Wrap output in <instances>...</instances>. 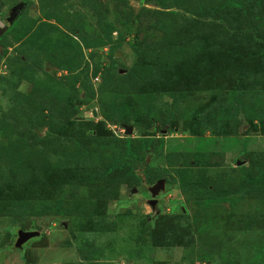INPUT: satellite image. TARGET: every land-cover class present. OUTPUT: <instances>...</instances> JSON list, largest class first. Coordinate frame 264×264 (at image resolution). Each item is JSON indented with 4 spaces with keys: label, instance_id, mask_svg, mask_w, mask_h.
<instances>
[{
    "label": "rangeland",
    "instance_id": "rangeland-1",
    "mask_svg": "<svg viewBox=\"0 0 264 264\" xmlns=\"http://www.w3.org/2000/svg\"><path fill=\"white\" fill-rule=\"evenodd\" d=\"M20 1L0 264H264V0Z\"/></svg>",
    "mask_w": 264,
    "mask_h": 264
},
{
    "label": "water",
    "instance_id": "water-1",
    "mask_svg": "<svg viewBox=\"0 0 264 264\" xmlns=\"http://www.w3.org/2000/svg\"><path fill=\"white\" fill-rule=\"evenodd\" d=\"M26 7L25 1H20L16 4H14L8 13L7 21L8 25L5 24L4 21L0 20V36L5 34L6 31H8L9 26L13 25L15 21L22 15L24 9ZM125 131L127 135H131L133 131L132 126H125ZM239 163V162H238ZM166 179L160 178L158 179L153 185L149 187V191L152 195V200L150 201V205L153 209H156V196L165 189ZM39 233L37 231H23L18 230L17 232V240H16V247H21L24 242L29 240L30 238L37 236Z\"/></svg>",
    "mask_w": 264,
    "mask_h": 264
},
{
    "label": "trees",
    "instance_id": "trees-1",
    "mask_svg": "<svg viewBox=\"0 0 264 264\" xmlns=\"http://www.w3.org/2000/svg\"><path fill=\"white\" fill-rule=\"evenodd\" d=\"M254 1H259V0H254ZM236 4V3H235ZM264 53V51H263ZM156 71H154L155 73V77L157 79H159L158 77H160L159 75L161 74L162 75V68L159 67V66H155L154 67ZM151 138H149L148 140H150ZM131 139L129 137H127V144H128V147L130 145V141ZM146 143V142H144ZM161 146H162V141H161ZM134 160H137L136 159V156L134 157L133 155L132 156H128L127 154L124 155L123 157H119L117 159H115L113 161V163L111 164V166L109 167V170H112V169H124V168H127L129 167V170L133 169L134 168V165L132 164V162H134Z\"/></svg>",
    "mask_w": 264,
    "mask_h": 264
},
{
    "label": "flooded vegetation",
    "instance_id": "flooded-vegetation-1",
    "mask_svg": "<svg viewBox=\"0 0 264 264\" xmlns=\"http://www.w3.org/2000/svg\"><path fill=\"white\" fill-rule=\"evenodd\" d=\"M6 23L8 24L7 17L5 18V24H6ZM11 26H12V25H11ZM11 26H9V27H11Z\"/></svg>",
    "mask_w": 264,
    "mask_h": 264
}]
</instances>
